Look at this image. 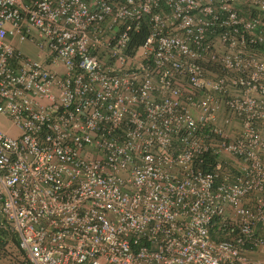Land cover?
<instances>
[{"label":"built area","instance_id":"1","mask_svg":"<svg viewBox=\"0 0 264 264\" xmlns=\"http://www.w3.org/2000/svg\"><path fill=\"white\" fill-rule=\"evenodd\" d=\"M0 116L20 264H264V0H0Z\"/></svg>","mask_w":264,"mask_h":264},{"label":"rangeland","instance_id":"2","mask_svg":"<svg viewBox=\"0 0 264 264\" xmlns=\"http://www.w3.org/2000/svg\"><path fill=\"white\" fill-rule=\"evenodd\" d=\"M18 48H19V50H21L27 56L33 57L34 49H32L30 47H26V48L25 47H18ZM0 130H6L7 133H10V134L13 133V129L10 126L8 120H6L5 118H2L1 116H0ZM1 256L7 257V258H10V259H12V258L14 259L15 258L16 264H20L21 259H20V256L17 253L14 254V253H12L9 250L7 251V250L3 249L2 253L0 254V259H1Z\"/></svg>","mask_w":264,"mask_h":264},{"label":"crops","instance_id":"3","mask_svg":"<svg viewBox=\"0 0 264 264\" xmlns=\"http://www.w3.org/2000/svg\"><path fill=\"white\" fill-rule=\"evenodd\" d=\"M18 47H25V48L30 47V48L34 49L33 47H31L29 45H19V46H17V48ZM34 53H35V51H34ZM1 131L7 132L6 130H1ZM12 134H16V131L13 130ZM3 249H5L7 251L9 250L14 254L17 253L16 248H15V243L12 240L11 241L8 240L5 236L2 235L0 237V254L2 253ZM0 264H16V260H15V258L10 259V258L1 256Z\"/></svg>","mask_w":264,"mask_h":264},{"label":"trees","instance_id":"4","mask_svg":"<svg viewBox=\"0 0 264 264\" xmlns=\"http://www.w3.org/2000/svg\"><path fill=\"white\" fill-rule=\"evenodd\" d=\"M147 35V31L144 28V26H140V28L133 33L132 40H133V46H137L143 42Z\"/></svg>","mask_w":264,"mask_h":264}]
</instances>
